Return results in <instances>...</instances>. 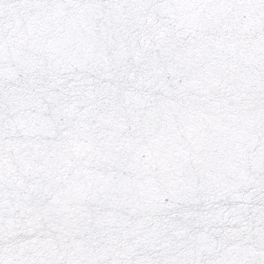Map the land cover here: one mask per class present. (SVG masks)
I'll list each match as a JSON object with an SVG mask.
<instances>
[{
  "label": "snow or ice",
  "instance_id": "snow-or-ice-1",
  "mask_svg": "<svg viewBox=\"0 0 264 264\" xmlns=\"http://www.w3.org/2000/svg\"><path fill=\"white\" fill-rule=\"evenodd\" d=\"M0 264H264V0H0Z\"/></svg>",
  "mask_w": 264,
  "mask_h": 264
}]
</instances>
